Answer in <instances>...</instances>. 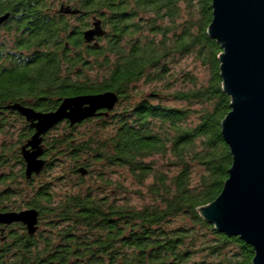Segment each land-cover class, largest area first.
I'll return each mask as SVG.
<instances>
[{
    "label": "trees",
    "instance_id": "16d2710c",
    "mask_svg": "<svg viewBox=\"0 0 264 264\" xmlns=\"http://www.w3.org/2000/svg\"><path fill=\"white\" fill-rule=\"evenodd\" d=\"M57 1L58 9L50 0H0V17L8 15L0 24V135L22 127L14 145L0 142V210L20 209L19 199L42 216L45 209L55 215L50 227L62 225L50 229L54 241L44 252L20 245L14 264H252L249 244L219 232L199 212L220 194L232 161L221 134L231 103L219 70L222 49L207 33L211 0ZM94 18L104 32L97 45L82 37ZM187 57L208 70L207 79L175 71ZM140 82L172 86V93L153 90L134 100ZM105 91L118 96L114 108L50 129L42 137L46 164L27 179L20 147L33 131L6 106L50 112L63 98ZM166 95L184 105L152 103ZM48 157L72 160L78 177V190L54 206L46 185H34L51 169ZM95 164L105 186L116 183L106 178L109 168L127 169L145 190L144 204L79 190ZM9 254L1 252V262Z\"/></svg>",
    "mask_w": 264,
    "mask_h": 264
},
{
    "label": "water",
    "instance_id": "95a60500",
    "mask_svg": "<svg viewBox=\"0 0 264 264\" xmlns=\"http://www.w3.org/2000/svg\"><path fill=\"white\" fill-rule=\"evenodd\" d=\"M212 18L208 35L220 44L219 70L223 90L231 97L230 111L221 122V134L232 157L228 177L220 194L199 208L201 216L222 233L238 236L254 251L252 264H264V0H211ZM60 11L75 13L61 6ZM0 17V24L7 18ZM101 22L92 21L82 33L86 43L103 35ZM118 101L111 91L63 98L50 112L36 111L14 103L34 130L20 147L24 174L38 175L42 158V137L67 120L69 126L106 115ZM79 173L86 171L80 168ZM36 209L0 212V223H22L29 234L37 228Z\"/></svg>",
    "mask_w": 264,
    "mask_h": 264
},
{
    "label": "rangeland",
    "instance_id": "374dc122",
    "mask_svg": "<svg viewBox=\"0 0 264 264\" xmlns=\"http://www.w3.org/2000/svg\"><path fill=\"white\" fill-rule=\"evenodd\" d=\"M58 2L59 1L57 0H50V3H52V5L55 4L54 5L55 9H58L59 7ZM70 22L73 25L76 24V21L71 20V18H70ZM169 65H170V70L172 73V63H170ZM174 69L175 71H179L183 73L190 72L194 74L199 81L201 79H204V80L207 79V76H208V70L199 66V64L194 62L193 59L190 57L181 59L176 64ZM170 79H171V84H172V77ZM153 90L158 91V92L160 91L165 94L172 93V86L166 87L165 85H162V84H154V83L144 84L140 82L137 85V90L134 89L132 91L133 96H134L133 98L134 100H139L140 99L139 97L141 96L145 97V95H149L150 92ZM152 103L159 104L164 107H172L173 105L174 106L184 105V103H178V101L176 102L175 100H172V97L167 96V95L166 97L161 98L159 100L157 99L152 100ZM14 127L15 128L13 129V131H9L10 134L8 135V137L0 135V142H3L5 144H12V145L16 143L15 138L20 133L22 127L19 123L18 125H15ZM85 128L86 126H80L76 130L82 132L84 131ZM52 159L54 158L53 157L47 158L49 164L50 165L52 164L51 169L49 168V170H46L41 176L36 178V180L34 181L35 186L39 185L36 183L40 182L41 184L46 185V187L48 188L46 190H49L50 193L51 192L53 193L50 206H54L59 201H62L64 197L66 196V193H71L74 190H78L77 187H74V182L78 180V177L71 171L73 169V165L75 164V162H73L72 160L68 158L63 159L62 161H56ZM157 162L158 164H160L161 160L158 159ZM101 167L102 166L100 165V168ZM93 168H95L93 173H89V175L85 174L84 176L85 183L79 186V190H81L82 192H85L87 189L92 188L93 193L96 194L98 197L107 195L109 200L115 199L116 201H118V200L125 199L135 205L140 206L144 204L145 199H146L145 190L143 189L142 186L137 185L136 183L133 182V179L131 178L127 169L121 168V167L109 168L108 171H106V174L105 173L104 174L106 175V178H109L116 183L110 186H105L99 183L98 176L96 175V173L100 169L99 166L95 164V167ZM135 190L136 191L140 190L141 193L136 194L134 193ZM17 201H18V203L16 204L17 207H21V208L25 207L23 205V201L19 199H17ZM122 202H124V200ZM42 204L45 207H48L47 203L44 202ZM56 220H57L56 216L53 214L52 215L49 214L48 211L45 209V214L43 215L41 219L40 228L44 230L47 229L48 231L51 228L53 229L62 228L61 224L55 227H50L51 224H54V222H58ZM45 233H47V231ZM7 263H8V260L5 259L1 264H7Z\"/></svg>",
    "mask_w": 264,
    "mask_h": 264
},
{
    "label": "flooded vegetation",
    "instance_id": "af4514ba",
    "mask_svg": "<svg viewBox=\"0 0 264 264\" xmlns=\"http://www.w3.org/2000/svg\"><path fill=\"white\" fill-rule=\"evenodd\" d=\"M92 43L94 44V42H92ZM59 104H60V102H59ZM59 104H58V106H59ZM11 105H13V103L8 104L6 106V108L12 109V108H10ZM23 106L31 107L34 110L39 111V110L35 109L34 107H32L31 105H23ZM12 110H14V109H12ZM15 111L18 112L17 110H15ZM40 112H43V111H40ZM19 115L22 116L20 113H19ZM24 120L26 121L25 118H24ZM60 123H68V121L63 120ZM32 131L34 132L33 129H32ZM24 209H36V211L38 212L37 228H36L34 233L29 234L26 227L20 222H12L10 224L0 223V264L2 263L1 262L2 261L1 260V252H3V251L9 252V253L12 252V255L11 254L8 255V256H10V258H7L8 259L7 264H14V262H13L14 258L12 256H14L15 252L19 251L20 245L25 244L26 246L31 247L30 249L33 251H43L44 252L48 248L49 243H51V242L53 243V241H54V240H52V241L48 242V233L50 230L48 231L47 229L44 230V229L40 228L41 219L43 217L41 214L40 208L27 206V207H22L20 209L0 210V212H7V211H17L18 212V211H21ZM46 231H47V233H45ZM55 235H56V233H54V231H51V236H55ZM55 240L58 241V245H59V243L61 241H59V239L58 240L55 239ZM9 259H11V260H9ZM42 261L45 262L46 258L42 259Z\"/></svg>",
    "mask_w": 264,
    "mask_h": 264
}]
</instances>
